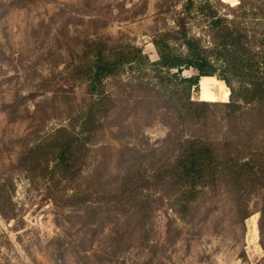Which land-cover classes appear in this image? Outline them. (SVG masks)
<instances>
[{"label": "trees", "instance_id": "trees-1", "mask_svg": "<svg viewBox=\"0 0 264 264\" xmlns=\"http://www.w3.org/2000/svg\"><path fill=\"white\" fill-rule=\"evenodd\" d=\"M260 1L252 14L256 18L253 30L244 22L245 0H238L236 8L220 0H184L173 25L152 36L155 62L138 47L107 49L105 43L90 40L76 61L65 66L63 76L83 85L86 101L67 126L55 129L25 156L36 154L38 160L32 164L53 191L61 185V191L69 193L64 205L72 215L81 214L90 247L103 236L93 255L102 258L99 263L115 264L138 241L145 243L146 228L162 205L181 222L190 223L217 196L225 197L235 224L242 228L253 211L259 213L257 230L264 250V0ZM224 7L227 14L220 12ZM193 25L206 36L207 44L203 36L192 34ZM132 63L177 77L179 92L168 94L176 98L160 104V95L146 94L136 100L129 95L116 104L103 91L102 82ZM183 69L196 74L184 78ZM202 77L221 82L228 90V101L191 100V91L198 89ZM138 103L162 111L160 121L167 133L158 144L144 148L134 147L123 140L128 136L119 134L117 141H124L118 155L121 168L106 175L104 154L109 148L99 143L101 121L114 113L115 105L121 113ZM120 125L119 133L125 128ZM46 146L50 155L39 160ZM0 213L10 217L2 208ZM210 214L208 208L198 223ZM152 248L151 257L158 245Z\"/></svg>", "mask_w": 264, "mask_h": 264}, {"label": "rangeland", "instance_id": "rangeland-1", "mask_svg": "<svg viewBox=\"0 0 264 264\" xmlns=\"http://www.w3.org/2000/svg\"><path fill=\"white\" fill-rule=\"evenodd\" d=\"M245 2L248 16L244 22L253 30L256 18L252 14L261 1ZM183 4L184 0H0V210L10 216L6 219L0 213V264H101L102 258L93 255L103 236L90 247V233L82 226L81 214L72 215L64 205L69 193L64 194L61 185L53 191L32 164L38 160L36 154H25L55 129L67 126L86 101L83 85L67 81L62 74L79 57L86 41H100L107 49L135 46L155 62L152 36L173 25ZM226 11L225 7L220 10ZM192 34L203 36L207 44L199 27L193 25ZM195 74L193 69H183L180 75ZM200 81L198 89L191 91V100L228 101V90L215 77L207 84L212 98H201ZM102 87L116 104L125 96L136 100L146 94L161 96V104L173 101L176 97L168 94L179 92L181 84L177 77L132 63L105 78ZM115 110L101 121L98 136L100 145L109 148L104 154L106 175L121 168L118 155L124 141H117V136H128L123 140L144 148L158 144L167 133L160 121L162 111L147 103L121 113ZM120 124L125 126L121 133L116 129ZM50 152L46 146L39 160ZM228 205L224 196H217L190 223L181 222L162 205L146 228L147 241H138L115 264H146L153 257L150 264H264L259 213L253 211L242 228L235 224ZM208 208L211 214L198 223ZM155 244L158 248L151 257Z\"/></svg>", "mask_w": 264, "mask_h": 264}, {"label": "bare ground", "instance_id": "bare-ground-1", "mask_svg": "<svg viewBox=\"0 0 264 264\" xmlns=\"http://www.w3.org/2000/svg\"><path fill=\"white\" fill-rule=\"evenodd\" d=\"M208 83H209L208 77H202L201 78L200 90H201V98H203V99H211L212 98V95L209 93V91L207 89Z\"/></svg>", "mask_w": 264, "mask_h": 264}, {"label": "crops", "instance_id": "crops-1", "mask_svg": "<svg viewBox=\"0 0 264 264\" xmlns=\"http://www.w3.org/2000/svg\"><path fill=\"white\" fill-rule=\"evenodd\" d=\"M220 1H222L223 3H226L230 6H234L237 4V0H227V1L226 0H220ZM208 79H211V77H208Z\"/></svg>", "mask_w": 264, "mask_h": 264}]
</instances>
